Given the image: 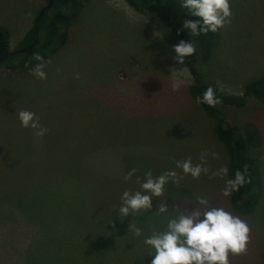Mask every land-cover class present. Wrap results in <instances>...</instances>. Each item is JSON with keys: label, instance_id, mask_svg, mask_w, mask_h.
Segmentation results:
<instances>
[{"label": "rangeland", "instance_id": "1", "mask_svg": "<svg viewBox=\"0 0 264 264\" xmlns=\"http://www.w3.org/2000/svg\"><path fill=\"white\" fill-rule=\"evenodd\" d=\"M43 6L44 0H0L10 50ZM230 6L231 23L219 29L211 58L202 63L197 55L195 67L204 84L241 95L264 77V0ZM179 42L124 0H92L45 60L46 79L0 69V264H151L144 239L166 229L178 214L173 204L192 211L197 197L250 227L246 252L230 254L229 264H264V105L254 99L239 109L218 107L229 125L258 134L259 146L251 149L260 177L253 215L233 212L221 194L228 177L209 173L169 181L159 198L168 213H155L154 198L151 212L118 216L123 192L140 190L137 178L143 181L149 169L154 177L169 170L183 175L175 162L191 157L197 164L201 152L217 154L206 157L212 171L228 167L215 121L189 95L193 79L185 63L173 60ZM176 80L183 83L173 90ZM21 110L39 117L48 129L43 138L21 127ZM131 222L140 237L129 232Z\"/></svg>", "mask_w": 264, "mask_h": 264}, {"label": "clouds", "instance_id": "2", "mask_svg": "<svg viewBox=\"0 0 264 264\" xmlns=\"http://www.w3.org/2000/svg\"><path fill=\"white\" fill-rule=\"evenodd\" d=\"M181 7L187 10L188 16L199 18L196 22L183 21V28L189 30L193 38L206 35L208 32L215 33L231 23L230 0H182ZM173 51L175 53L173 60L183 65L185 58L191 57L196 52V47L192 40L191 42L181 40L178 45L173 46ZM33 59L39 63L32 69L31 74L40 80L46 79L44 68L50 61H45L39 54ZM182 83L183 81L176 80L173 90L179 88ZM196 103L215 107L221 101L216 97L215 90L208 87L202 93V97H197ZM16 115L21 127L31 129L35 137L43 138L48 132V129L40 124L39 117L34 112L21 110ZM208 155L218 159L216 153L201 152L200 162L197 164H193L191 157L176 161L175 167L180 169L183 175H179L175 170H169L154 177L149 169L144 174L143 181L137 178L140 190L123 192L121 205L118 207L119 218L125 219L128 216L136 218L144 212H151L154 198L159 200L156 205L158 210L155 213L157 215L168 213L167 200L159 198L164 196L165 186L169 181L179 185L184 176L190 175L193 179H199L202 174L209 175V173L210 179L217 177L224 179L228 174L227 167L222 166L212 171L207 166ZM136 171L135 168L129 171L124 177L125 181L131 180ZM246 172L247 166L243 172L237 170L234 179L225 180L221 190L223 197L229 198L233 192L250 182L246 180ZM196 204L197 207L192 211H181L178 205L173 204L178 214L168 219L166 229L154 231L151 236L144 239L143 243L148 249V255L153 257L151 264H229L230 254L246 252L250 233L246 221L222 207L212 206L206 197H197ZM130 231L134 232L136 237L142 235L141 228L133 222L129 225Z\"/></svg>", "mask_w": 264, "mask_h": 264}, {"label": "trees", "instance_id": "3", "mask_svg": "<svg viewBox=\"0 0 264 264\" xmlns=\"http://www.w3.org/2000/svg\"><path fill=\"white\" fill-rule=\"evenodd\" d=\"M45 6L40 8L34 19L33 26L17 42L15 48L10 50V32L0 27V69L5 68L12 73H27L39 63L33 59L36 54L46 60L58 46L65 43L72 20L83 6L92 0H44ZM130 8L143 16H153L161 23L178 41L192 42L197 48L189 57L185 66L193 79V85L189 88V95L196 102L197 97L208 87L215 90L216 97L221 101L215 107L206 104L199 106L206 114L215 121V136L227 151L228 179H234L237 170L244 171L246 180L238 191L229 197V205L233 212L251 216L255 213V205L259 194L256 189L260 188V177L255 161L251 157V149L257 148L259 138L257 131L249 126L229 125L218 107L243 108L248 99H254L264 105V77L246 85L241 95L224 94L214 85H206L202 81L196 67L195 60L202 63L209 61L218 38L219 30L215 33L208 32L193 38L188 30L183 28V21L196 22L198 17L188 16L187 10L181 7L182 0H124ZM41 19L37 22L39 14ZM37 29V39L36 32ZM4 59V60H3Z\"/></svg>", "mask_w": 264, "mask_h": 264}, {"label": "water", "instance_id": "4", "mask_svg": "<svg viewBox=\"0 0 264 264\" xmlns=\"http://www.w3.org/2000/svg\"><path fill=\"white\" fill-rule=\"evenodd\" d=\"M51 0H49V6H51ZM41 17H42V13H40L39 14V16H38V19H37V22L41 19ZM35 32H36V39H37V29L35 28ZM4 60V59H3Z\"/></svg>", "mask_w": 264, "mask_h": 264}]
</instances>
